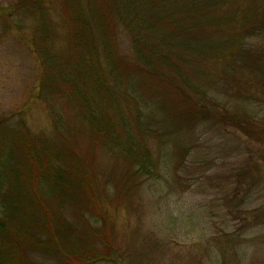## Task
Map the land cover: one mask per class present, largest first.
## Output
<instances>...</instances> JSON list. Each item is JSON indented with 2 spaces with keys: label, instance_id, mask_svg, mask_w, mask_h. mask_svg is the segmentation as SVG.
I'll return each instance as SVG.
<instances>
[{
  "label": "rangeland",
  "instance_id": "1",
  "mask_svg": "<svg viewBox=\"0 0 264 264\" xmlns=\"http://www.w3.org/2000/svg\"><path fill=\"white\" fill-rule=\"evenodd\" d=\"M164 3L156 32L197 23L175 36L178 72L155 34L136 54L107 0H0V220L30 222L31 176L60 243L29 264H71L103 234L115 260L88 264H264V133L249 134L264 128V0Z\"/></svg>",
  "mask_w": 264,
  "mask_h": 264
},
{
  "label": "trees",
  "instance_id": "2",
  "mask_svg": "<svg viewBox=\"0 0 264 264\" xmlns=\"http://www.w3.org/2000/svg\"><path fill=\"white\" fill-rule=\"evenodd\" d=\"M107 4L118 22L123 24V26L131 34L134 40L136 54L143 58V55L145 54L143 49L151 47L149 44L150 37L152 34H155L156 41L160 45L162 44L164 47L166 46V50L168 51H164V54L160 53L161 59L159 62L163 64L162 61H164V64L171 70L178 72V62L181 58H178V60L176 59L178 56L175 55V51L184 50L185 46L183 41L181 39L178 41L175 36H180L181 33H192L196 28V22L191 23L190 21H186V24H182L180 21L174 23L171 22L169 24L171 34L164 35L161 32L153 30L152 26L154 25V22L161 17L162 14L160 10L166 9V3H164V0H142L141 2L139 0H107ZM143 5L144 7L147 5V9L152 10L154 13L148 17L140 13L139 8ZM165 12H168V10ZM174 47L175 49H173ZM235 52L238 53L235 50H227L219 56L221 60L225 61L227 64L232 65V61H240L241 65L248 67L249 63L246 60H243L241 53L237 56ZM148 53L151 54L152 51L149 52L148 50ZM155 57V55H150L149 63L153 64V59ZM179 57H182V55H179ZM144 61H146V58ZM251 97L254 98L255 96L251 95ZM224 110V107L219 109V111H221L219 112V120L229 122L242 130H248L247 127L253 126L251 122L253 119L251 117L248 118L245 113H242V116L226 115L223 113ZM259 133H264L263 127L251 129L249 134L259 135ZM30 177L31 176H28L30 182L29 184L31 185L32 191L37 198L38 210H34L30 217V222H26L17 216L10 217V214L7 215V222L0 220V264H29V256L38 254L37 252H39L42 247L45 248L44 242L46 241H50L53 248H60V243L56 237L57 228L55 229V212L51 210L45 204L41 196L38 195L35 188L36 184L34 183L36 179L30 180ZM86 179L87 178H84V190L89 193L90 196L93 192ZM29 205L33 206V203L29 202ZM103 245L102 251L91 252L83 257H80V260L77 256H68V258H76L71 264H88L90 262L103 259L115 260L113 254L114 250L110 246V240L106 234H103ZM81 261L84 262L81 263Z\"/></svg>",
  "mask_w": 264,
  "mask_h": 264
}]
</instances>
